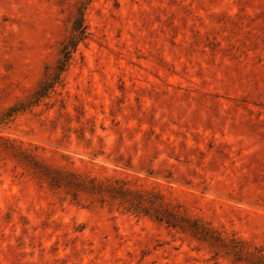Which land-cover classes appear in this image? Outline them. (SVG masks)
I'll use <instances>...</instances> for the list:
<instances>
[{"label":"rangeland","instance_id":"obj_1","mask_svg":"<svg viewBox=\"0 0 264 264\" xmlns=\"http://www.w3.org/2000/svg\"><path fill=\"white\" fill-rule=\"evenodd\" d=\"M0 264H264V0H0Z\"/></svg>","mask_w":264,"mask_h":264},{"label":"trees","instance_id":"obj_2","mask_svg":"<svg viewBox=\"0 0 264 264\" xmlns=\"http://www.w3.org/2000/svg\"><path fill=\"white\" fill-rule=\"evenodd\" d=\"M83 31L74 30L72 35L70 36V41L72 47H76L78 42L82 40L86 34L85 29ZM80 30V29H79ZM64 52L67 54L66 60L64 65L69 62L70 60V54H71V48L68 44H64L63 47ZM49 79H46L44 83L42 84V87L40 89L41 94H46L47 91L52 87L49 83ZM38 92V93H39ZM44 173H42L47 180H49L53 186L58 187H65V188H73L76 192H79L76 189V185L78 188H80L83 192H86L87 194H104L105 191L109 192H115L116 189L113 187H108L104 182L99 181L97 178L94 179H88L83 178L80 176H77L72 173H67L61 170H56L54 168H51L50 166L44 165L43 167ZM120 194H123V199L128 202H131L132 205L136 207V210L138 214H145L152 218H155L156 220L160 222L166 223L168 226L177 227L178 221L177 218L180 217V215L173 213V211L170 209L169 205L166 203V201L163 199L161 195L155 194V200L148 198L146 199L147 192L142 190H129L128 188H119ZM133 194V197L129 198L130 195ZM128 195V196H127ZM135 197V198H134ZM156 199L158 201L155 203ZM136 202V203H135ZM144 202L150 204L149 206H152V209L149 208H143L141 205H145ZM133 206V207H134ZM140 206V208L138 207Z\"/></svg>","mask_w":264,"mask_h":264}]
</instances>
